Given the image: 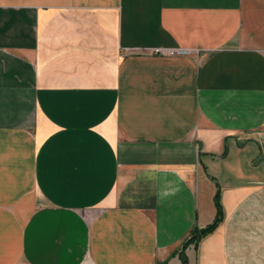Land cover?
Instances as JSON below:
<instances>
[{
  "label": "crops",
  "instance_id": "1",
  "mask_svg": "<svg viewBox=\"0 0 264 264\" xmlns=\"http://www.w3.org/2000/svg\"><path fill=\"white\" fill-rule=\"evenodd\" d=\"M209 178L195 264H264V0H0V264H175Z\"/></svg>",
  "mask_w": 264,
  "mask_h": 264
},
{
  "label": "trees",
  "instance_id": "2",
  "mask_svg": "<svg viewBox=\"0 0 264 264\" xmlns=\"http://www.w3.org/2000/svg\"><path fill=\"white\" fill-rule=\"evenodd\" d=\"M225 147H226V144H225ZM224 156H225V152H223V154H221L217 158H223ZM213 201H214V206H215V210H216L215 217H214L213 221L203 228L195 229L193 231L192 235L189 237V239L183 243L182 247L178 251H176L174 253L175 256H177V258L179 259V264H187L188 263L187 256H186V250L190 244H194L196 246L202 238L213 233V231L222 222L224 215H223L222 206L220 204V191L216 192V194L213 198ZM157 264H170V263H169V261H164V262H160Z\"/></svg>",
  "mask_w": 264,
  "mask_h": 264
},
{
  "label": "rangeland",
  "instance_id": "3",
  "mask_svg": "<svg viewBox=\"0 0 264 264\" xmlns=\"http://www.w3.org/2000/svg\"><path fill=\"white\" fill-rule=\"evenodd\" d=\"M173 48H180V47H173ZM185 49V48H184ZM189 50V49H188ZM169 58H173V57H169ZM223 152H225V156H226V154H227V145H226V147H225V144H224V146H223ZM223 152H222V154H223ZM220 156V155H219ZM224 156V157H225ZM203 169H204V166H203ZM209 179H211V180H214V182H215V193H214V196H215V194H216V192L217 191H220V184H219V179L217 178V179H212V178H209ZM214 196H213V198H214ZM213 201V200H212ZM213 205H214V201H213ZM214 208H215V206H214ZM215 213H216V210H215ZM214 219V218H213ZM213 221V220H212ZM211 221V222H212ZM223 221V220H222ZM210 222V223H211ZM209 223V224H210ZM208 225V224H207ZM219 226V225H218ZM203 228V227H202ZM195 229H200V228H198V227H194L193 229H192V231H191V233L189 234V236L187 237V239L185 240V242L189 239V237L192 235V233H193V231L195 230ZM210 235V234H209ZM208 236V235H207ZM206 237V236H205ZM203 239V238H202ZM201 241V240H200ZM200 241L198 242V244L195 246L194 244H190L188 247H187V250H186V256H187V260H188V263L187 264H195V259H196V252H197V249H198V245H199V243H200ZM184 243V242H183ZM183 243L181 244V246L178 248V250L182 247V245H183ZM178 250H176V251H178ZM175 251V252H176ZM174 252V253H175ZM172 254V256H171V258H173V259H175L174 261H175V264H179V259L177 258V256H175V254ZM168 261V260H167ZM171 259H170V261H169V263L170 264H173V263H171ZM190 261V262H189Z\"/></svg>",
  "mask_w": 264,
  "mask_h": 264
},
{
  "label": "built area",
  "instance_id": "4",
  "mask_svg": "<svg viewBox=\"0 0 264 264\" xmlns=\"http://www.w3.org/2000/svg\"><path fill=\"white\" fill-rule=\"evenodd\" d=\"M149 53L159 57H180L190 54L191 51L184 48L156 47L152 48Z\"/></svg>",
  "mask_w": 264,
  "mask_h": 264
}]
</instances>
